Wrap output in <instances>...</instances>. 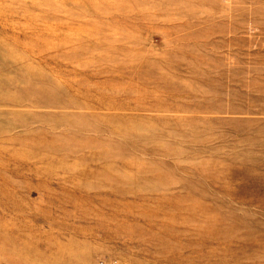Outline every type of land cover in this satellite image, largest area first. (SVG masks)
<instances>
[{"label":"rangeland","instance_id":"obj_1","mask_svg":"<svg viewBox=\"0 0 264 264\" xmlns=\"http://www.w3.org/2000/svg\"><path fill=\"white\" fill-rule=\"evenodd\" d=\"M0 264H264V0H0Z\"/></svg>","mask_w":264,"mask_h":264}]
</instances>
